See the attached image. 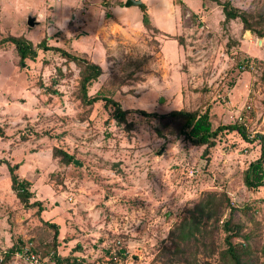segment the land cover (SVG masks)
<instances>
[{
    "label": "rangeland",
    "instance_id": "374dc122",
    "mask_svg": "<svg viewBox=\"0 0 264 264\" xmlns=\"http://www.w3.org/2000/svg\"><path fill=\"white\" fill-rule=\"evenodd\" d=\"M125 1L0 0V264H227L228 218L246 237L234 240L244 260L264 264V188L243 184L259 141L225 131L202 156L173 123L138 112L208 110L213 129L238 123L250 138L264 136V38L238 19L224 22L221 6L264 24V0H140L134 12L123 11ZM161 9L169 31L148 15ZM8 37L31 42L36 57L20 61ZM42 41L48 50L37 48ZM66 55L101 68L87 97L117 102L124 123L103 100L82 102L81 67ZM54 149L73 160L63 163ZM13 166L41 212L19 202ZM207 193L235 210L220 208L218 223L204 221L179 242L176 225ZM10 249L17 252L6 257Z\"/></svg>",
    "mask_w": 264,
    "mask_h": 264
},
{
    "label": "trees",
    "instance_id": "16d2710c",
    "mask_svg": "<svg viewBox=\"0 0 264 264\" xmlns=\"http://www.w3.org/2000/svg\"><path fill=\"white\" fill-rule=\"evenodd\" d=\"M218 2L217 0H213ZM222 14L224 16V22L238 19L242 24V29L244 31H249L251 34L259 38H264V24L261 22L262 17L257 14L253 15L251 13L242 11L238 8L233 7L229 2H221ZM146 14V13H145ZM143 13L142 20L146 25V15ZM5 41V40H4ZM10 42L14 45V48L17 52V55L20 61L25 59H34L36 57L35 48H33L31 42L27 41L23 37H8L6 42ZM1 46V45H0ZM37 48L48 50L49 47L46 46L45 42L42 41L37 45ZM70 60H73L81 67V97L80 99L86 105H92L98 100H103L106 106H111L113 108L112 115L118 123H124L125 116L128 113L126 110H122L120 105L108 98L87 97L86 87L92 81L97 79L101 74V68L93 63H90L84 59L78 57H68ZM140 115L146 118H154L161 120L163 126H167L170 123L172 124V132L176 137H181L183 140H186L190 145L195 147H204L202 156H206L209 150L215 146L216 138L219 134H222L225 131L228 132H237L244 141L253 142L258 140L260 144V155L255 160L252 161L247 169L244 171L243 175V184L248 190L257 191V189L264 188V136L256 134L253 138H250L246 127L242 124L234 123L228 125H220L216 129L212 128L208 110L203 113L195 111H186V110H174L167 114L159 115L157 113H147L145 111H138ZM158 135H161L160 129H155ZM2 135V130L0 129V136ZM53 156L62 157L63 163H70L73 160V157L59 151L57 149L53 150ZM14 168L10 167V179L11 187L19 202L24 206L25 209L34 208L37 206L38 211L41 212L42 208L39 202L30 203L32 195L29 191L30 183L26 180H20L17 175L14 174ZM224 206L230 208L229 214H232L235 209L230 206L227 197L220 195L216 197L214 193H207V196L202 200L195 208L194 213L189 218H184L179 224L176 225L178 232V241L186 242L188 239L195 235V233L200 232V225L204 221L213 220L215 223H218V210L220 208H225ZM53 226V225H52ZM53 228H55L53 226ZM221 229L225 234L224 243L226 249L221 253V259L224 260L227 264H250L244 260V246L242 243H235V239H245L246 237L241 235V227L237 223H233L230 218L226 219L221 224ZM206 230V229H205ZM204 227H203V231ZM56 239V237L54 238ZM211 253H215V247L211 245ZM17 250L10 249L5 256L15 254ZM3 261L1 260V263Z\"/></svg>",
    "mask_w": 264,
    "mask_h": 264
},
{
    "label": "crops",
    "instance_id": "0c3cea01",
    "mask_svg": "<svg viewBox=\"0 0 264 264\" xmlns=\"http://www.w3.org/2000/svg\"><path fill=\"white\" fill-rule=\"evenodd\" d=\"M134 8H136V9H134ZM133 10H137V7H129V8L125 7V8H123L124 12H134ZM161 11H162V14L161 13L153 14V11L152 12L147 11V13L149 12L148 15L150 16L151 22L153 24L160 25V27H162V30H164V31H165V29L169 31V29H171V25L172 24H171V22L170 23L168 22V15H169L168 9L167 10L161 9ZM159 14H161V16L165 15V17H164L165 18V22H160L159 21V16H158ZM7 107H8V105H5V107H1V110L6 109Z\"/></svg>",
    "mask_w": 264,
    "mask_h": 264
},
{
    "label": "water",
    "instance_id": "95a60500",
    "mask_svg": "<svg viewBox=\"0 0 264 264\" xmlns=\"http://www.w3.org/2000/svg\"><path fill=\"white\" fill-rule=\"evenodd\" d=\"M124 7H137L144 9V6H142V2L140 0H126L124 3ZM35 24V19L31 16L27 18V25L32 27Z\"/></svg>",
    "mask_w": 264,
    "mask_h": 264
}]
</instances>
